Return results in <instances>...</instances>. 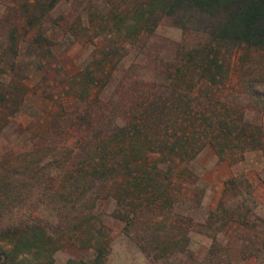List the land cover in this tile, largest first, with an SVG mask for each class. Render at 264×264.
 <instances>
[{
	"label": "trees",
	"instance_id": "trees-1",
	"mask_svg": "<svg viewBox=\"0 0 264 264\" xmlns=\"http://www.w3.org/2000/svg\"><path fill=\"white\" fill-rule=\"evenodd\" d=\"M161 14L193 41L124 63L118 37L135 44ZM61 36L104 41L65 76L52 60ZM233 58L248 104L264 111V0H14L0 15V126L21 111L34 74L44 73L48 96L60 90L31 141L0 154V264H54L68 240L92 256L64 264L104 263L111 238L100 198L143 231L147 252L182 251L181 225L193 218L177 207L195 181L190 161L206 144L233 162L264 148V126L226 93ZM250 186L245 175L227 180L204 218L211 229L219 221L209 235L249 224Z\"/></svg>",
	"mask_w": 264,
	"mask_h": 264
},
{
	"label": "rangeland",
	"instance_id": "rangeland-1",
	"mask_svg": "<svg viewBox=\"0 0 264 264\" xmlns=\"http://www.w3.org/2000/svg\"><path fill=\"white\" fill-rule=\"evenodd\" d=\"M12 4L14 0H0V15ZM63 37L65 36H61L53 47L55 60H52L65 76L77 72L93 48L101 43L100 41H104L94 37L93 40L80 38L70 42ZM193 37L191 33L184 35L182 29L174 25L169 16L161 14L154 30L151 33L144 32L135 44H130L122 36L118 38L119 44L125 43L127 46L121 48L120 52L123 53V62L128 64L140 54L158 53L167 42L191 43ZM235 59H232L230 74L233 86L226 90V93L234 102L239 101L243 105L249 118L264 126V111L250 107L238 83L234 72L237 65ZM43 74L36 73L27 80L29 89L24 96L21 111L11 122L0 126V154L7 148H22L29 143L39 124L53 110L55 99L58 98L57 90L60 89L51 87L56 98L48 96L42 89L43 86L38 83ZM190 166L195 173V181L186 185L187 197L184 198L183 204L177 207V211L188 212L193 218L181 225L182 231L187 234L182 239L183 250L175 254H165L162 250L154 249L147 252L141 247L144 242L143 231L138 232L135 225L130 226V229L126 228L124 221L112 213L115 207L114 199L100 198L95 211L102 217L111 238L109 253L102 264H213L210 263L212 260L219 261L216 264H264V148L247 150L243 158L233 162L220 159L215 149L206 144L190 161ZM240 175H245L251 184L249 205L253 207L254 214L249 217L248 225L230 221L213 237L209 232L214 233L219 221H215L211 229L204 223V218L209 210L216 208L227 180ZM232 191L231 189L229 194H232ZM198 196L201 197L199 203L196 201ZM36 213L52 217V212L46 206H40ZM138 224L142 225L141 222ZM1 236L0 240H5V237ZM254 246L260 249L257 250ZM214 248L215 252H210ZM91 256L90 249L79 247L68 240L55 251L54 264H64L68 258L88 259Z\"/></svg>",
	"mask_w": 264,
	"mask_h": 264
}]
</instances>
